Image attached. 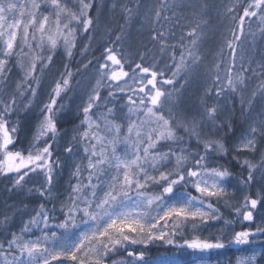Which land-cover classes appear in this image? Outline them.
<instances>
[{
	"label": "snow or ice",
	"instance_id": "obj_1",
	"mask_svg": "<svg viewBox=\"0 0 264 264\" xmlns=\"http://www.w3.org/2000/svg\"><path fill=\"white\" fill-rule=\"evenodd\" d=\"M239 3L236 0V5ZM93 5L94 0H0V176L15 174L12 187L22 189L26 177L42 173L44 184L29 188L28 192L38 193L45 201L53 199L55 172L60 164L59 158L53 156V142L60 135L58 123L64 105L58 104V100L71 86L70 67L66 64L54 82L26 151L15 148L19 120L11 118L20 110L18 98L23 102V111L32 108L40 76L52 64L58 49L62 48L71 59L78 31L88 33L94 26L90 15ZM167 8V0H163L151 18L145 16V23L156 25L162 18L171 23L172 17L163 15ZM122 10L127 24L135 14L134 9L123 5ZM227 11L234 13L235 5ZM252 17L258 19L262 25L259 30L264 34V0H249L242 8L238 26L232 31L233 38L226 41L230 50L228 62L223 69L216 63L210 70L211 86L205 89V97L214 94L219 100L226 94H237L243 107V92L250 78L246 74L264 77V64L253 68L252 62L237 57L245 19ZM201 23L190 21L176 44L167 39L170 29H164L163 25L151 28V40L158 42L161 53L169 52L172 64L166 67L170 76H165L163 69L156 70L155 62L152 66L142 63L133 66L113 47L103 50L95 86L79 108L81 130L72 137L83 146L86 163L74 166L72 176L76 182L59 209L55 204L48 208L40 203L18 232H11L10 238L0 241V264H108L121 250L126 252L127 259L112 260V264H154L147 251L132 246L147 249L159 243L208 252L250 242L255 235L251 231L234 232L228 244L219 237L209 240L196 236L184 239L182 244L176 239L186 226L195 230L210 220L222 219L215 203L223 200L230 204L229 181L235 179L247 188L253 184L257 172L264 177V150L260 151L259 159L250 158L264 140V118L249 123L236 142L229 145L224 136L202 131L207 122L217 129H227L226 135L236 134L229 121L219 122V103L208 104L202 99L203 110L198 116L166 107L176 91V79L184 74L187 82V74L201 61L198 47ZM115 39L120 41L121 36ZM13 66L21 76L14 91L6 93L3 89ZM163 85L173 86V91ZM104 88L108 93L102 98ZM258 91L264 94V79ZM256 94L253 92L248 100L249 108ZM121 97L123 105L118 103ZM118 109L124 113L122 118L117 115ZM64 151L73 152L71 143ZM229 156L247 170L246 176H234L226 164L218 162ZM188 188L193 191H187ZM261 202L264 193H257L255 198L245 194L233 211L244 221H252V210ZM55 211L63 216L58 223H54ZM9 222L10 217L5 215L0 226L6 227ZM231 223L224 220L225 225ZM82 225L85 227L81 228ZM33 229L40 231L35 239L29 238ZM256 233H264V227H257ZM254 261L255 257H248L237 264Z\"/></svg>",
	"mask_w": 264,
	"mask_h": 264
},
{
	"label": "trees",
	"instance_id": "obj_2",
	"mask_svg": "<svg viewBox=\"0 0 264 264\" xmlns=\"http://www.w3.org/2000/svg\"><path fill=\"white\" fill-rule=\"evenodd\" d=\"M98 9L99 1L94 0V5L90 12L93 21L95 22L94 29H90L88 33H82L78 31L77 46L73 50V56L70 60H68L69 67L73 72V88H70L68 93L64 94L58 103L64 105V111L61 114L58 123V127L60 128V135L56 138L55 142H53V156L54 158H59L60 161L59 167L56 169L57 172H55L53 199L45 201L38 195V193L28 192L29 188H38L44 184L45 178L42 173L30 174L28 177H26L24 188L22 189H16L12 187L13 177L1 176L0 219H3V217L7 215L10 217V222L6 227L0 226V241H4L5 239L10 238L9 234L11 232H18L22 227V224L28 220L30 215L33 214V210L36 209L40 203H45V206L48 208H51L52 205L55 204L56 208L59 209L60 202L63 201L70 192V186L76 182L75 178L72 176V172L74 170V166L77 163H81L77 160V158L81 155V153H83V146L80 143L73 141L72 137L81 130L79 128V108L86 101L87 95L89 94L86 89H82L79 92L80 87L78 86L82 84L86 86V80L89 77V70H94L95 74L98 75L97 68L99 66V63L103 62V50L106 47H113L118 51V54H122L123 57L131 62L133 66L135 65V63H142L144 66H152L155 62L156 70H161L162 68H164L165 76H170V71L165 70L166 66L170 67L172 64L169 52L167 50L161 53L159 50V46H155L154 43H151L148 48H140L137 57H135L134 60L131 59L130 55H132L134 51L132 42H135V38L132 39L131 35H126L125 33L124 28L127 25L125 16L122 18L120 25L118 27L116 26V30H114L113 33L107 32L108 26H105L102 21L94 17V15L98 12ZM163 21L164 19L162 18L157 26H161L163 24ZM121 26H124L123 31H121ZM106 32L107 34L104 37L103 35ZM116 34L120 35L121 37L127 36L131 38V40L125 45L121 46L120 41H116L115 39L117 36ZM262 40L264 43V34L262 35ZM85 46H87V50H84ZM175 51L178 56L180 50ZM141 56H143V59H141ZM237 57L239 58L238 55ZM129 58L131 60H129ZM228 59L229 55L228 57H226L225 62L221 65V69L225 67ZM61 60L63 63L67 61L66 55L64 54L63 50L61 52V56L60 54H56L54 62H59L60 64ZM89 61H91V63H89ZM261 63L264 64V60H262ZM84 65H87V67H85ZM125 66L127 67L126 70H128V65ZM12 69L15 70L16 67L13 66ZM194 70L195 67L191 72H193ZM60 71L63 72L61 65ZM182 75L183 74H181V76L176 79V91L173 92V98L168 102L166 107H172L173 112L183 113L188 116H198L202 113L203 110L201 105L202 99H205L208 104L219 103L220 111L218 113V120H221V123H223V119H228V121H232V126L234 129H236L235 135H226L227 129H223L221 130V132L213 134L214 130H212L213 127L211 128L212 125H209L207 124V122H205L202 129L204 133L215 136H224L226 143L231 145L236 142L237 137L243 131L244 127H247L248 124L251 123V121L257 119V115H260L259 109L264 102V94H261L258 91V86L261 83V80L264 79V77H250L246 81L247 87L243 92L244 101L242 107L240 96L237 94H226L219 100H217L214 94L211 98H207L204 96L205 89L211 86V73H209V75L205 74L204 80L200 83L195 74L192 78V81H190L187 85H185L184 80L181 79ZM221 75H223V72H221ZM55 79L56 78L54 76L48 75L47 81H50V83L42 86V90L40 91L41 93L38 94L39 98L36 100V102H34L35 104L32 105V108L30 110L26 112L23 111V102L18 98V105L20 110H18L16 116H13V121H16L17 119L19 120L18 136L21 144L23 145L21 147L24 151H26L31 144L33 134L38 127L39 120L41 119V108L43 104L49 100L50 94H45V92L51 93L52 88H50V84ZM8 81L9 87L4 88L3 91L6 93H12L15 89V85L11 87V82L14 81L15 84L17 82V75L15 74V72H12V70ZM163 88L168 91H173V86L170 85H163ZM253 92H256L257 94L252 100V104L249 108L248 100L252 97ZM107 93V88L102 89L101 97H106ZM118 103L120 105H123L124 99L121 97ZM109 106H111V104ZM224 110H227V112H225ZM100 111H103V109L101 108ZM117 115L122 118L124 116V113L118 109ZM70 143L73 147V152L69 154L64 151V148ZM42 145L43 141L41 142V146ZM252 159L255 160L256 156ZM218 162L226 164L231 169L234 176L247 175V170L239 167L235 163V161L232 160L231 156H229L227 159H219ZM84 175H86V173ZM258 179L259 174L256 173L253 184L247 188H245L243 185H239L237 180H231V182L235 184V187H237V189L239 190L234 194L232 198L229 197L230 204L226 205L223 201L215 203V206L219 208L220 212L222 213V219L217 220V236L215 235L216 233H213L207 239L212 240L219 237L224 240L225 238L231 237L234 232L244 231L245 227L241 226L239 222H237L238 216L233 211V206H239V203L242 201L243 195L245 194H250L253 196V198H255L257 193H264V190L257 188ZM155 190L158 191V189ZM187 191L193 190L191 188H188ZM52 214L56 217L54 223H58L63 219V216L59 211H55ZM225 219L233 221V223L225 225ZM32 233L29 235L31 236ZM259 242L264 244V235L259 239ZM132 249L143 250L141 247L135 246H132ZM145 251H147L149 259L151 257L153 259L159 257L157 256L159 252L156 249H148ZM150 252L153 253V256ZM214 256L216 257V259L212 260L211 264L220 263L223 260H230L232 264L235 263L236 256L232 251L225 253L224 256L221 254H215ZM119 259H126V252L124 250L119 251L117 257L111 258L109 260V263H112V260ZM258 264H264V249L262 250V254L258 260Z\"/></svg>",
	"mask_w": 264,
	"mask_h": 264
},
{
	"label": "rangeland",
	"instance_id": "obj_3",
	"mask_svg": "<svg viewBox=\"0 0 264 264\" xmlns=\"http://www.w3.org/2000/svg\"><path fill=\"white\" fill-rule=\"evenodd\" d=\"M98 1H99V9H98V12L94 15V17L99 19L100 21H102L105 24V26L109 25V22L111 23L112 20L117 19L119 16L122 17V18L124 16H126V14H122V13H124L123 10H122V6L123 5H126L128 7V5L134 3L133 0H98ZM157 1L158 0H138V3H137L139 5L138 8L136 7L137 4L136 3L134 4V12H135L134 19L136 20V27H137L136 34L139 36L140 41H143L145 39V37L149 36L148 32L150 30H149V27H148L149 25L145 23V16H148L150 18V15H151L153 9L155 8V5H156ZM180 1L181 0H179L178 2H180ZM213 1L215 2V5L213 7H205L204 6V9L201 10V13H200L199 17L196 16L193 13V11L189 12L187 10H184L185 8L190 7L191 3H187V4L186 3H179L182 6V9L177 7V5H171L168 8L169 12H168L167 16L172 17V22L169 23L168 21H166L167 22V26H169V27H172V26L178 27V24H176V21L179 20L181 23H183L184 27L187 29L188 25H186V21L187 20H191V18H192V21L199 20V19L202 20L203 21V25L202 26H204L205 16L209 15L211 11H214L215 13H219L218 16L213 21L209 18L210 22L207 23L208 26L211 25L212 27H214L216 25V23H219L223 18H227V16H230V15L234 14L240 7L247 6V3L249 2V0H240L239 5H236V0H213ZM206 2H209L210 5L214 4V2H210V1H206ZM113 3L116 4L115 8L112 7ZM148 4H151V6H152L151 9L149 8ZM234 5H235V12L234 13L233 12H228L227 9L229 7H231V6H234ZM69 6H72V5L70 4ZM202 6H203V1L201 0L200 3L198 2V7L201 8ZM193 8L194 7L189 8V9L192 10ZM174 13H175V15H173ZM249 19H253V17L249 18ZM94 24H95V22H94ZM94 26H93V28L91 30L94 29ZM129 31H130V33L132 35L135 34V32L132 29H129ZM179 32H180V30H179ZM210 32H211V30H210ZM106 34H107V32L103 36L105 37ZM207 37H208V35L205 36V39ZM219 37L215 39V42L221 41V38H219ZM223 37L225 38V33H223ZM228 37H229V35H228ZM173 39H175V38H173ZM223 40L224 39L222 38V41ZM134 44L135 43L132 42V46L133 47H134ZM227 49L228 48L226 46V47H224L222 52H219V55L221 54L220 57L223 55V57L221 59V62H220L221 65L225 62L226 57H228V54L226 52ZM62 50H63L62 48L58 49L56 54H60V56H61ZM201 51H204L205 55L206 54L212 55V49L211 48H207V50H206V45H205V47L201 48ZM63 52H64V50H63ZM228 52H230V51H228ZM56 54H55V56H56ZM246 54L247 55L244 56L243 53L240 50L237 51V55L239 57L242 56V57H244L245 60L252 62V67L253 68H255L258 64H262L261 61L264 60V55H262V54H255L254 52L253 53L249 52V53H246ZM55 56L53 57L52 64L48 68H46L43 71L42 75H41L40 86L37 89V96L34 99L33 104H35L34 102H36V100L39 98L38 94L41 93L40 91L42 90V86H45L48 83H50V81H47L48 75L54 76L56 78L50 84V88H52L54 86V82L57 79L60 78V75L62 73L60 71V65H61L63 71H64V66L66 64L69 66V62H68V60H70L69 58L66 57L67 61H65L63 63L62 60H61V62L59 64V62H57V63L54 62ZM227 62H226V64H227ZM126 68L127 67L125 66V69ZM205 68H206V66L203 63H201V61H200V63L197 66H195V70L193 72L187 74V82H185V75L184 74L182 75L181 79L184 80V82H185L184 84L187 85L190 81H192L193 76L196 74L197 79L199 80V83H200V82H202L204 80ZM162 69L164 70V68H162ZM11 70H12V72H15V74L17 75V81H18V79L21 76L20 71L17 68L15 70H13V69H11ZM165 70H169V67H166ZM18 75H19V78H18ZM246 75H249L251 78L259 77V76H252L250 73L246 74ZM97 78H98V75L95 74L94 70H89V77L86 80V86L84 84L79 85L78 86V87H80L79 88V92L82 89H86L88 91V93H90L92 88L95 86V81H96ZM14 85H15V83H14V81H12L11 82V87L14 86ZM8 87H9V81H8V84H7V88ZM70 88H73L72 87V81H71ZM68 91L66 93H68ZM66 93H64V94H66ZM45 94H51V93L45 92ZM64 94H62V96ZM101 94H102V90H101ZM62 96L60 97V99L62 98ZM60 99L58 100V103H59ZM11 119H12V121L14 120L13 117ZM18 133H19V130H18ZM18 133H17V141H16V144H15V148L23 150V148L21 147L23 145L21 144V141L19 139ZM84 157H85V153L83 152V153H81L80 156H78L77 160L80 161V162H85L86 163V161L84 160ZM14 175L15 174H9L6 177H14ZM257 188H260V189L264 190V177H261L260 174H259V179L257 180ZM227 190L231 194L230 198H232L234 196V194L239 189H237V187H235V184H233L231 181H229V183L227 184ZM252 211H253V220L248 223V226H247L248 229L247 230L255 233V235H261L263 233H256V228L257 227H264V202H261L260 204H258L257 208L255 210H252ZM240 221H242V217H240ZM214 225H217V220L216 221H211L210 220L207 224L200 225L195 230L191 229L190 226H186L183 229L182 236H177L176 239H177L178 243L182 244L184 239H194L196 236H198L200 234V232H199L200 228L201 229H206L209 232H213L214 230H216L215 228H213ZM84 227L85 226H83V225L81 226V228H84ZM51 230H56V229L53 228ZM74 231L78 232V231H80V229H76ZM202 234L203 233H201V235ZM39 235H40V231L38 229H34L32 235L31 236L29 235V238L35 239V237L39 236ZM254 236L250 237V242L248 244H243L242 245V248H241L240 251L243 250L244 252L243 251L241 252V256L238 257L237 260H236V264H237L238 260L246 259L248 257H255L254 264H256L257 256L259 254L255 253V251L256 252L261 251L262 250V244H258V242H254L252 240V238ZM231 245L232 244L228 245L227 248H229ZM149 247L150 248H154L156 250H162L164 253H166V252H168V251H170L172 249H175L176 246H174V245H162V244L157 243L155 245L148 246V248ZM118 253L116 255L112 256L111 258L117 257ZM172 253H174V250H172ZM238 253H240V252H238ZM163 257L164 258H162L160 260L158 259V260L154 261V264H160L161 261H167L168 264H183L182 262L185 261V260H188V261L191 260L190 264H209L208 261L206 259H204V256L200 257L199 254H194V253L190 254V255H182V254L180 255L179 254L177 256H175L173 254H168V255H165ZM166 257H168V258H166ZM220 264H229V263L223 261Z\"/></svg>",
	"mask_w": 264,
	"mask_h": 264
},
{
	"label": "bare ground",
	"instance_id": "obj_4",
	"mask_svg": "<svg viewBox=\"0 0 264 264\" xmlns=\"http://www.w3.org/2000/svg\"><path fill=\"white\" fill-rule=\"evenodd\" d=\"M178 1L179 0H167L168 8L171 5H177V7L182 9V6L179 3H186V4L191 3V6L188 8H185L184 10H187L189 12L193 11V13L198 17L201 13V10L204 9V6L205 7H213L215 5V2L213 0H202L203 6L201 8L198 7V2L200 3L201 0H196V1L195 0H193V1L192 0H181L180 2H178ZM206 1L214 2V4L210 5V3L206 2ZM133 2L134 3L128 5L129 8L134 9V4L135 3L137 4L138 0H133ZM162 2H163V0L157 1L155 8L153 9V11L150 15V18L152 17L155 9L158 8L159 4ZM148 6L150 9L152 8L151 4H148ZM192 7H194V8L192 10H190L189 8H192ZM168 8L163 13L164 16L168 15V12H169ZM242 8L243 7H240L234 14L227 16V18H223L219 23H216V25L214 27H212L211 25H209V26L207 25V23L210 22L209 18L213 21L218 16L219 13H215L214 11H211L209 15L205 16L204 26H202L203 25L202 20H200V19L195 20V21L202 22L200 29H199V31L201 32V37H200L198 47H199V52L201 55V63H203L206 66V68H205V74L206 75H209L210 70L213 68V66L216 63H219V59L223 56L222 55L220 57L221 54L219 55V52H222L224 47H226V41L231 40L233 38L232 31H234L238 26L239 15L242 14ZM122 14H125V13H122ZM233 16H236V19H233ZM121 21H122V17L119 16L117 19L112 20L111 23L109 22V25H106V26H108L107 32L113 33V31L116 30V26L118 27L120 25ZM190 21H192V18H191V20L186 21V25H189ZM157 25L158 24L151 25V26L149 25L148 26L149 30H150L148 32L149 36L145 37V39L143 41H140L139 36L136 34L137 27H136V20L134 19V16H133L132 20L129 23H127L126 27L124 28L126 35H131L132 39L135 38V42H133V43H135L134 47H133L134 51H133V54L130 55L131 59L134 60L135 57H137V54H138L140 48H143V49L148 48L151 43H154L155 46H159L158 42L151 40V34H152L151 28L152 27L160 28V26H157ZM162 25L164 26V29H170V34L168 35L167 39H168L169 43H172V44H176L179 40L181 33L184 31H187V29L184 27L183 23H181L180 21L178 23V27L167 26V22L165 20L163 21ZM261 27H262V25L260 24V22L258 21V19L256 17H253V19L246 18L245 23H244V35L241 37V40L238 42L239 47H238L237 51L240 50L244 56L247 55L246 53H249V52L250 53L254 52L255 54H262L263 55L264 54V43L262 40L263 34L259 30ZM129 29H132L135 32V34L132 35L130 33ZM179 30H180V32H179ZM210 30H211V32H210ZM225 30H227V31H225ZM171 33H175V35H172ZM223 33H225V38L223 37ZM226 33H227V37H226ZM206 35H208V37L205 39ZM228 35H229V37H228ZM218 37L221 38V41L215 42V39ZM131 38H129L127 36L121 37V40H120L121 46L128 43L131 40ZM173 38H175V39H173ZM222 38L224 39L223 41H222ZM185 43H187L186 40H185ZM205 45H206V50H207V48L212 49V55H208V54L205 55V52L201 51V48L205 47ZM175 50H180V48L177 47ZM228 51H230V50L227 49V51H226L227 54L229 55L230 52H228ZM130 58H129V60H131ZM259 111H260V115H257V119L254 121H251V123L259 121L261 118H264V102L262 103ZM225 112H227V110ZM224 116H225V114H224ZM223 121H228V119H223ZM219 122H221V120ZM229 122H231V124H232V121H229ZM212 127H213L212 130H214L213 134H217V133L221 132V129H217L214 126H211V128ZM246 128L247 127H244L243 130H245ZM261 150H264V140H262L258 145V150H257V153L255 154L256 159H259V155H260ZM243 155H249V154H243ZM255 156H250V158L251 157L254 158ZM257 174H259V172H257Z\"/></svg>",
	"mask_w": 264,
	"mask_h": 264
},
{
	"label": "water",
	"instance_id": "obj_5",
	"mask_svg": "<svg viewBox=\"0 0 264 264\" xmlns=\"http://www.w3.org/2000/svg\"><path fill=\"white\" fill-rule=\"evenodd\" d=\"M240 245L236 244L233 248H239ZM184 250H189V248L184 247ZM219 250V249H218ZM211 251H217V250H211ZM209 252V251H208Z\"/></svg>",
	"mask_w": 264,
	"mask_h": 264
}]
</instances>
